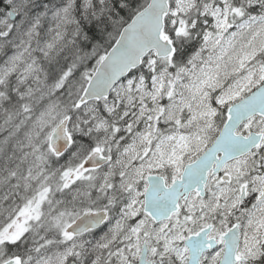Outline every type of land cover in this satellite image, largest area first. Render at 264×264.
<instances>
[{
  "label": "snow or ice",
  "instance_id": "snow-or-ice-1",
  "mask_svg": "<svg viewBox=\"0 0 264 264\" xmlns=\"http://www.w3.org/2000/svg\"><path fill=\"white\" fill-rule=\"evenodd\" d=\"M0 264H264V0H0Z\"/></svg>",
  "mask_w": 264,
  "mask_h": 264
}]
</instances>
